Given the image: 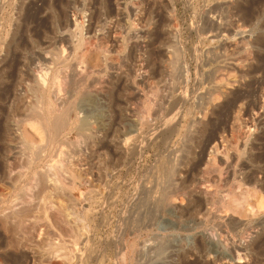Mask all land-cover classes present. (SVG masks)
<instances>
[{
	"label": "rangeland",
	"instance_id": "1",
	"mask_svg": "<svg viewBox=\"0 0 264 264\" xmlns=\"http://www.w3.org/2000/svg\"><path fill=\"white\" fill-rule=\"evenodd\" d=\"M0 187V264H264V0H0Z\"/></svg>",
	"mask_w": 264,
	"mask_h": 264
},
{
	"label": "bare ground",
	"instance_id": "2",
	"mask_svg": "<svg viewBox=\"0 0 264 264\" xmlns=\"http://www.w3.org/2000/svg\"><path fill=\"white\" fill-rule=\"evenodd\" d=\"M238 1V0H237ZM216 5V4H215ZM240 7V6H239ZM28 14V13H27ZM222 15V14H221ZM100 18V17H99ZM98 26V25H97ZM207 26V25H206ZM209 27H210V25H209ZM201 28V27H200ZM204 31V30H203ZM202 32V31H201ZM227 32V31H226ZM69 36V35H68ZM92 46V45H91ZM176 49V48H175ZM60 53H61V51H60ZM62 56V55H61ZM34 57V56H33ZM169 58V57H168ZM32 59V58H31ZM66 59V58H65ZM91 60V59H90ZM166 60V59H165ZM20 61V60H19ZM31 61V60H30ZM87 63V62H86ZM176 63V62H175ZM65 67V66H64ZM57 68V67H56ZM86 68V67H85ZM174 68V67H173ZM73 70V69H72ZM60 71V70H59ZM88 71V70H87ZM45 72V71H44ZM40 73V76H39V80H41L42 82H45V78H47L48 77V73H47V76H46V73ZM78 73V72H77ZM64 75V74H63ZM72 75V74H71ZM41 78V79H40ZM58 80V79H57ZM59 81V80H58ZM61 82L60 83H58V89H59V91H60V89H61V87H62V85H64V84H62V83H64L65 81L63 80H60ZM69 81V80H68ZM66 83H67V81H66ZM69 83H70V81H69ZM115 83V82H114ZM47 84V83H46ZM43 85V84H42ZM45 85V84H44ZM44 85L42 86L43 88L41 89L40 88V86H39V88L41 89V96L43 97V99H44V102L45 103H43V104H45V108L44 107H39L40 109L39 110H36L35 112L37 113V111L39 112L37 115L39 116V118L41 119L40 121H41V123L42 124H44L45 125V127L47 126V128L49 127V126H51V125H54V126H56V127H59L60 129H63L64 127H67V125L68 124H70V122H71V119L69 118V116H68V109H65V108H61V109H59V107H57V102L56 101H54V99H52V98H50L48 95H47V90H45V88H44ZM54 87H56V86H54ZM47 88V87H46ZM118 89V88H117ZM38 90V89H37ZM54 90V89H53ZM64 91V90H63ZM36 92V91H35ZM61 92V91H60ZM59 92V93H60ZM69 92V91H68ZM244 92V91H243ZM38 94V93H37ZM232 95V94H231ZM73 97V96H72ZM231 97V96H230ZM64 98V97H63ZM58 101V100H57ZM231 104V103H230ZM70 106V105H69ZM72 106V105H71ZM64 107V106H63ZM68 107V106H67ZM73 107V106H72ZM224 107V106H223ZM148 109V108H147ZM56 112H60L59 113V115H56L55 113ZM156 112V111H155ZM117 115V114H116ZM173 116V115H172ZM176 116V115H175ZM117 121V120H116ZM117 123V122H116ZM174 123V122H173ZM115 124V123H114ZM168 124V123H167ZM55 127V128H56ZM51 129V128H50ZM172 129V128H171ZM55 131V130H54ZM58 131H59V129H58ZM61 132V131H60ZM62 132H63V130H62ZM59 133V132H58ZM111 133V132H110ZM51 135V134H50ZM58 135V134H57ZM59 135H60V133H59ZM112 135V134H111ZM28 144V143H27ZM18 148V147H17ZM10 150V149H9ZM25 150V149H24ZM15 153V152H14ZM34 153V152H33ZM162 161V160H161ZM180 164V163H179ZM169 165V164H168ZM172 166V165H171ZM166 167V166H165ZM197 167V166H196ZM168 168V167H167ZM168 170V169H167ZM166 170V171H167ZM23 171V170H22ZM172 172V171H171ZM176 172V171H175ZM161 174V173H160ZM167 174V173H166ZM175 175V174H174ZM61 178V177H60ZM173 178V177H172ZM174 179V178H173ZM172 179V180H173ZM25 180V179H24ZM171 180V183L174 181H172ZM57 181V180H56ZM34 183V182H33ZM181 183V182H180ZM28 184V183H27ZM57 185V184H56ZM63 185V184H62ZM71 185V184H70ZM162 185V184H161ZM30 186V185H29ZM70 187V186H69ZM72 188V187H71ZM166 189V188H165ZM208 189V188H207ZM29 190V189H28ZM64 190V189H63ZM19 191V190H18ZM30 191V190H29ZM228 191V190H227ZM26 192H27V190H26ZM24 193L23 194V196L21 197V196H18V198H20L19 200H21V201H18V199H17V197L14 199H10V194L8 195V193H5V191L3 190V189H1V187H0V214L1 215H4L5 217H7V212H9V210H13L12 208H15V207H17V205H19L20 203H24V201H28L29 200V197H28V195H29V193ZM31 192V191H30ZM71 192V191H70ZM19 194H21V193H19ZM18 194V195H19ZM148 194V193H147ZM163 194V196H162V203L164 202H168V203H173V202H175V197L173 196L174 194L171 192V191H168V192H164V193H162ZM16 195V194H15ZM41 195V194H40ZM70 195V194H69ZM151 195V194H150ZM71 196V195H70ZM180 196V195H179ZM13 197V196H12ZM39 197V196H38ZM143 198V197H142ZM184 198V197H183ZM148 200V199H147ZM159 201V200H158ZM147 202V201H146ZM22 203V204H23ZM159 203V202H158ZM26 204V203H25ZM24 204V205H25ZM44 204V203H43ZM47 204V203H46ZM145 204V203H144ZM147 205H149V204H147ZM166 205V204H165ZM172 205V204H171ZM21 206H23V205H21ZM170 206V205H169ZM144 207V206H143ZM19 208V207H18ZM17 208V209H18ZM31 208V207H30ZM222 208V207H221ZM7 209H8V211H7ZM16 209V210H17ZM43 211V210H42ZM188 211V210H187ZM11 212V211H10ZM15 212V211H14ZM17 212V211H16ZM158 213V212H157ZM142 214V213H141ZM17 215H18V213H17ZM29 215V214H28ZM12 216H13V214H12ZM9 217V216H8ZM10 217H11V214H10ZM22 217H24V216H22ZM2 218V217H1ZM15 218V217H14ZM5 219V218H4ZM11 219H13V218H11ZM28 219V218H27ZM131 219V218H130ZM15 221H17V219L16 220H14V222ZM23 221V220H22ZM21 221V222H22ZM25 221V220H24ZM7 222V221H6ZM12 223V222H11ZM10 224V223H9ZM15 225H17V224H15ZM26 225V224H25ZM28 225V224H27ZM19 226V225H18ZM12 227V226H11ZM10 228V227H9ZM8 228V229H9ZM23 228V227H22ZM129 228V227H128ZM127 228V229H128ZM2 229V228H1ZM7 229V230H8ZM131 229V228H130ZM138 229V228H137ZM12 230V229H11ZM10 230V231H11ZM14 230V229H13ZM19 230V229H18ZM127 232V231H126ZM127 234V233H126ZM12 235V234H11ZM10 237V236H9ZM207 237V236H206ZM8 238V237H7ZM10 239V238H9ZM207 239V238H206ZM6 240H8V239H6ZM18 240V239H17ZM212 240V239H211ZM205 241V240H204ZM28 242V241H27ZM211 242V241H210ZM4 241L2 242V241H0V248H2V247H4ZM5 245H7V246H14L15 247V245H18V243H17V241L16 240H14V238H13V240L11 239V240H8V241H6V244ZM22 246V245H21ZM162 246V245H161ZM5 248V247H4ZM3 248V249H4ZM160 249V248H159ZM23 253V252H22ZM161 253V252H160ZM190 253V252H189ZM25 254V253H24ZM27 254V253H26ZM136 254V253H135ZM138 254V253H137ZM182 254V253H181ZM22 255V254H21ZM133 256V255H132ZM21 257H23V256H21ZM20 257V258H21ZM28 254L27 255H25V262L26 261H28ZM32 257V256H31ZM31 257H29L30 259H31ZM136 257V256H135ZM146 258V257H145ZM2 259V258H1ZM124 259V258H123ZM18 260V259H17ZM33 260V259H32ZM150 260V259H149ZM133 261V260H132ZM149 262V261H148ZM19 263V262H18ZM23 263V262H22ZM130 263H131V261H130ZM147 263V262H146ZM196 263V262H195ZM17 264V263H16ZM29 264V263H28ZM186 264V263H185Z\"/></svg>",
	"mask_w": 264,
	"mask_h": 264
}]
</instances>
